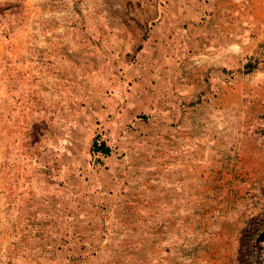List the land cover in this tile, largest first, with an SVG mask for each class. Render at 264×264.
<instances>
[{
    "label": "rangeland",
    "instance_id": "rangeland-1",
    "mask_svg": "<svg viewBox=\"0 0 264 264\" xmlns=\"http://www.w3.org/2000/svg\"><path fill=\"white\" fill-rule=\"evenodd\" d=\"M188 26L176 0H0V264H264V179L230 194L223 144L187 163L132 117L170 106L169 75L187 71L165 62ZM209 171L205 193L187 188ZM104 182L115 201L93 191Z\"/></svg>",
    "mask_w": 264,
    "mask_h": 264
},
{
    "label": "crops",
    "instance_id": "crops-1",
    "mask_svg": "<svg viewBox=\"0 0 264 264\" xmlns=\"http://www.w3.org/2000/svg\"><path fill=\"white\" fill-rule=\"evenodd\" d=\"M176 2L186 12L191 44L185 52L170 53L165 63L171 72L176 66L179 72H187L176 79L169 75L170 81L180 84L177 91L169 93L170 106L155 105L148 113L140 112L132 117L138 119L137 126L147 125L154 131L153 134L142 131L145 143L170 138L171 148L186 150L187 163L197 152L189 149H204L202 156H207L208 164L211 153L207 149L211 142L223 144L228 151L226 172L222 173L229 176L226 177L230 185L228 193L245 194L264 179V150L258 134L264 126V0ZM185 56L191 59L184 62ZM231 70H238L232 84L229 83ZM129 122L130 116L124 112L111 121L109 128L116 133L125 132ZM102 142L111 149V154L94 153L107 164L117 160L113 144ZM210 174L211 171L206 176L203 173L202 177H194L187 172V188L197 182L196 186L205 193L208 187L205 180ZM113 178L116 181L120 178L118 168ZM115 188L114 182L110 186L105 182L102 186H92L94 192L100 190L104 196L101 198L106 201L118 198ZM195 210L209 212L210 208L208 205L190 209ZM139 244L143 246L140 241ZM144 247L140 248L141 252ZM212 256L221 258L215 252Z\"/></svg>",
    "mask_w": 264,
    "mask_h": 264
},
{
    "label": "trees",
    "instance_id": "trees-1",
    "mask_svg": "<svg viewBox=\"0 0 264 264\" xmlns=\"http://www.w3.org/2000/svg\"><path fill=\"white\" fill-rule=\"evenodd\" d=\"M251 70V69H250ZM237 76V72L235 70H231L229 72L230 79H234ZM111 149L104 143H98L97 141L93 144V152L101 153L102 155L109 156L111 154Z\"/></svg>",
    "mask_w": 264,
    "mask_h": 264
},
{
    "label": "bare ground",
    "instance_id": "bare-ground-1",
    "mask_svg": "<svg viewBox=\"0 0 264 264\" xmlns=\"http://www.w3.org/2000/svg\"><path fill=\"white\" fill-rule=\"evenodd\" d=\"M257 255L258 257H261V250H258Z\"/></svg>",
    "mask_w": 264,
    "mask_h": 264
},
{
    "label": "built area",
    "instance_id": "built-area-1",
    "mask_svg": "<svg viewBox=\"0 0 264 264\" xmlns=\"http://www.w3.org/2000/svg\"><path fill=\"white\" fill-rule=\"evenodd\" d=\"M233 80H230L229 83L232 84Z\"/></svg>",
    "mask_w": 264,
    "mask_h": 264
}]
</instances>
